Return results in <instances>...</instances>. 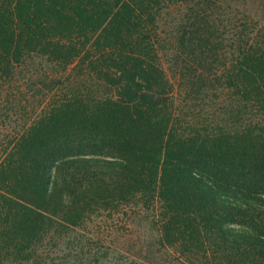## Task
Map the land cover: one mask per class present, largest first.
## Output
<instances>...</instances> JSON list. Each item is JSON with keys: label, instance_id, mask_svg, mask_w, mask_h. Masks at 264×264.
<instances>
[{"label": "trees", "instance_id": "1", "mask_svg": "<svg viewBox=\"0 0 264 264\" xmlns=\"http://www.w3.org/2000/svg\"><path fill=\"white\" fill-rule=\"evenodd\" d=\"M258 2L0 0V264H264Z\"/></svg>", "mask_w": 264, "mask_h": 264}, {"label": "rangeland", "instance_id": "2", "mask_svg": "<svg viewBox=\"0 0 264 264\" xmlns=\"http://www.w3.org/2000/svg\"><path fill=\"white\" fill-rule=\"evenodd\" d=\"M224 4L228 5L230 9L233 10L234 8L240 10L247 6L251 8L252 12L255 11L258 14L262 13L261 6L259 5L258 0H225ZM164 19L165 22L168 21V17H164ZM167 25L168 24H166L164 27L165 31L168 29ZM163 46H165V42L161 46L160 54L163 60L166 62L168 51L164 49ZM166 64L167 66H169L167 62ZM154 220L155 218L151 215L150 211H141L139 213L132 214L129 219L131 235H123L121 237H118L117 244L122 245L123 247L131 246L136 254L157 258H168V254L164 250H162L161 252H157V250L159 249V230ZM114 255L117 256L115 252H112L108 254L107 258L102 260L100 259V261L94 264H114V260H112V257ZM128 262L129 260L126 261L124 258L123 260H120L119 264H128Z\"/></svg>", "mask_w": 264, "mask_h": 264}]
</instances>
